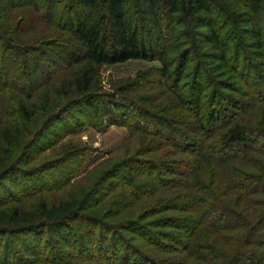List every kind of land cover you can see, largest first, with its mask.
Returning <instances> with one entry per match:
<instances>
[{
  "label": "trees",
  "instance_id": "1",
  "mask_svg": "<svg viewBox=\"0 0 264 264\" xmlns=\"http://www.w3.org/2000/svg\"><path fill=\"white\" fill-rule=\"evenodd\" d=\"M6 1L7 14L22 2ZM32 1L45 8L43 31L50 40L37 48L19 46L10 20L5 19L7 14L0 16V85L6 92V103L0 107V185L16 178L19 166L29 164L30 154L48 128L70 112L86 116L84 109L91 110L95 117L107 118L109 127H126L132 137L156 138L160 149L169 148L172 153L168 154L175 158L184 156L168 169L162 166L175 179H158L159 190L148 191L146 196L160 191L157 206L169 203L176 212L187 214L166 225L181 232V236L168 235L173 245L152 241L159 252L182 256L181 262L158 261L138 253L139 264H264V97L259 94L264 72L247 58L241 64L245 42L243 37L232 39L229 34L230 24H240L244 14L233 16L223 0ZM241 4L255 18L254 29L245 34L254 40V49L264 51V0H242ZM207 46L213 53H204ZM33 53L43 56V61L32 57ZM130 60L158 61L161 67L119 83L115 94L120 100L103 97L100 69ZM209 60L222 66L217 67L218 72L228 68L239 73L249 90V103L234 105L235 100H229L241 113L227 122L221 120V83L211 78L216 72L208 68ZM191 62L195 66L183 86ZM252 70H258L253 81ZM40 71L50 89L38 94L36 76ZM151 81L165 85L171 96L158 103L154 95L138 98L151 108L149 113L129 96L145 94ZM185 87H191L190 95H185ZM247 108L248 116L243 113ZM115 110L120 112L119 118L113 115ZM142 120L150 122L142 127ZM93 123L89 122L96 126ZM153 143L150 140L149 144ZM151 149L152 153L158 151ZM170 189L180 193L161 198ZM185 198L189 203L184 208L186 203L177 202ZM79 208L76 201L62 200L52 204L41 201L28 212L0 209V250L20 235L43 236L48 231L60 236L58 232ZM109 244L116 249L113 242ZM7 257H0V264H11Z\"/></svg>",
  "mask_w": 264,
  "mask_h": 264
},
{
  "label": "rangeland",
  "instance_id": "2",
  "mask_svg": "<svg viewBox=\"0 0 264 264\" xmlns=\"http://www.w3.org/2000/svg\"><path fill=\"white\" fill-rule=\"evenodd\" d=\"M3 1L0 0V16H6L10 11L7 8L8 1ZM223 1L226 9L233 16L246 15L243 16L240 24L231 23L229 26L231 38L243 37L246 45L244 49L246 55L240 58L241 64L247 58L252 65L264 72V51L254 49L252 47L254 40L245 34L254 29L255 18L251 11L241 4L242 0ZM31 3L32 0H22L17 4L18 6H12V11L5 19L10 20L19 46L37 48L38 44L50 40L43 31L44 6L37 4L36 7ZM261 22L264 26V14L261 16ZM40 47L43 50V44ZM203 51L207 55L213 53L209 46ZM171 54L174 57L175 54L173 52ZM259 55L260 58H257L256 56ZM32 57H40L43 61V56L39 53H33ZM230 58V65L234 68L235 57L231 55ZM206 63L209 69L216 72L211 74V78L221 83L218 88L220 96L218 100L222 101L224 107L220 109L223 114L221 120L227 122L229 117L241 113L239 112L241 110L229 104V100H235L234 105L249 103V90L239 73L235 74L228 68H221L218 72L217 67L222 66L215 60ZM194 66L195 62H191L181 85L188 84L187 75L192 72ZM160 67L158 61L151 63L142 60L103 66L100 69L104 85L103 97H111V99L115 97L120 100L121 96L115 94L119 83L125 84L134 79L139 72ZM252 71L253 81L256 79L254 74L258 70ZM40 74L41 71L36 76L38 94L50 89L45 85V77ZM151 82L145 94L129 96L133 103L149 113L152 112L151 108L139 102L138 98L150 94L155 96L158 103L167 101L171 96L165 85ZM261 85L259 94L264 97V86ZM4 91L0 85V107L6 99ZM184 91H186L185 95H190L191 87H185ZM98 105L102 109V104L98 103ZM84 111L86 116L70 112L61 121L48 128L37 148H34L30 154L29 164L19 166L16 178H10L0 185V209L18 208L28 212L36 208L41 201L49 204L62 200L76 201L80 206L75 213L76 216L58 232L60 236L47 231L43 236L32 234L11 238L7 247L5 244L2 246L0 257L4 259L5 255L8 256L11 264H139L137 256L139 253L145 257L156 258L155 260L158 261L174 259L175 262H181L182 256L167 254L166 250L159 252L152 241L153 239L162 241L167 247L173 245V242L167 238L168 235L178 233L181 236V232L166 225L172 218L185 217L187 214L176 212L169 203L162 207L157 206L158 196L162 192L151 193L159 190L156 186L158 179L167 182L175 179L162 166L165 165L168 169V165L175 164L176 159L184 156L179 155L175 158L173 154H168L172 153L169 148L160 149L158 144L160 140L142 134L132 137L126 127L115 125L109 127L107 118L100 119L95 117L91 110L84 109ZM243 113L248 116L251 112L247 108ZM113 115L119 118L120 112L115 110ZM89 122H94L96 126H91ZM142 122L141 126L144 127L150 120H142ZM211 127L216 128V126ZM186 132L192 139L196 138L189 130ZM143 139L148 140L144 142ZM150 140H154L155 143L150 145ZM151 147L158 151L150 152ZM154 165L156 167L153 168ZM176 179L180 180L179 177ZM148 191H151V195L146 197ZM173 193L180 192L170 189L161 198L168 199L167 196ZM180 201L182 202L177 203H186L182 207L188 206L189 200L186 198ZM105 239L107 240L104 241ZM182 239L186 240L185 236ZM1 241L2 238L0 243ZM109 242H113L116 249H111ZM25 244L28 247H25ZM26 249L29 252H26Z\"/></svg>",
  "mask_w": 264,
  "mask_h": 264
}]
</instances>
